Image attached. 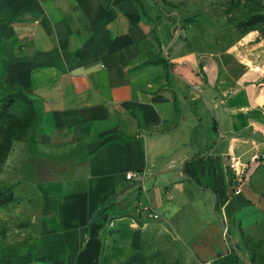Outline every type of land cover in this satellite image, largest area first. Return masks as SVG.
Wrapping results in <instances>:
<instances>
[{
	"label": "crops",
	"instance_id": "crops-1",
	"mask_svg": "<svg viewBox=\"0 0 264 264\" xmlns=\"http://www.w3.org/2000/svg\"><path fill=\"white\" fill-rule=\"evenodd\" d=\"M167 15L155 0H0V99L36 114L38 155L80 162L65 166L78 214L62 201L68 232L36 255L96 264L104 219L184 235L193 264H264V246L236 244L264 235V165L240 192L227 169L264 143V81L198 55Z\"/></svg>",
	"mask_w": 264,
	"mask_h": 264
},
{
	"label": "rangeland",
	"instance_id": "rangeland-1",
	"mask_svg": "<svg viewBox=\"0 0 264 264\" xmlns=\"http://www.w3.org/2000/svg\"><path fill=\"white\" fill-rule=\"evenodd\" d=\"M155 1L170 14L167 17L174 30L198 55L224 61L228 74L249 73L264 81V0ZM5 105L8 107L2 112ZM40 134L34 112L18 100L0 99V264H61L54 251L51 258L36 252L51 243H44L47 237L66 236L68 230L60 224L64 202L67 219L79 211L78 205H73L80 194L70 193L75 187L80 191V170H65V166L79 167L80 162L67 155L53 160L38 155L39 147L31 143ZM111 194L109 189L98 196L94 217L108 205ZM214 214L221 221L222 215ZM99 222L96 232L103 233L99 235L101 251L96 264H193L183 246L184 235L176 242L159 227L148 232L127 221L117 225L104 219ZM243 238L236 244L262 250L264 235L255 242L245 235Z\"/></svg>",
	"mask_w": 264,
	"mask_h": 264
},
{
	"label": "built area",
	"instance_id": "built-area-1",
	"mask_svg": "<svg viewBox=\"0 0 264 264\" xmlns=\"http://www.w3.org/2000/svg\"><path fill=\"white\" fill-rule=\"evenodd\" d=\"M228 165L232 169L233 186L235 192H240L245 185L250 173L258 166L264 165V143L256 145L254 151L248 159H244L240 155L230 154ZM132 178V174H127V179ZM236 182V183H235ZM146 210L152 212L150 205L145 206ZM154 217H158V213H151Z\"/></svg>",
	"mask_w": 264,
	"mask_h": 264
},
{
	"label": "water",
	"instance_id": "water-1",
	"mask_svg": "<svg viewBox=\"0 0 264 264\" xmlns=\"http://www.w3.org/2000/svg\"><path fill=\"white\" fill-rule=\"evenodd\" d=\"M227 169H228V171H229V173H230V177H231V184H233V174H232V169H231V167L228 165V167H227ZM236 183V182H235ZM223 227L225 228V230L227 231V229H226V227L223 225ZM234 249L235 250H237V247L235 246L234 247ZM247 264H252V262H250V261H247Z\"/></svg>",
	"mask_w": 264,
	"mask_h": 264
},
{
	"label": "trees",
	"instance_id": "trees-1",
	"mask_svg": "<svg viewBox=\"0 0 264 264\" xmlns=\"http://www.w3.org/2000/svg\"><path fill=\"white\" fill-rule=\"evenodd\" d=\"M7 107H8V106H6V105H5V106L3 107V110H2V112H5V111H6V109H7ZM7 114H8L10 117H12V118H14V119L18 120L17 118H15V117H14L13 115H11L10 113H7ZM18 121H20V120H18ZM20 122H21V121H20ZM18 139H21V138H18Z\"/></svg>",
	"mask_w": 264,
	"mask_h": 264
}]
</instances>
